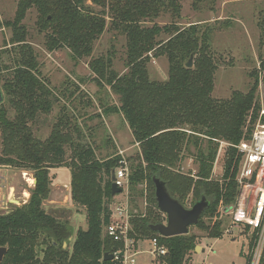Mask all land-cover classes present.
<instances>
[{
    "label": "trees",
    "instance_id": "trees-1",
    "mask_svg": "<svg viewBox=\"0 0 264 264\" xmlns=\"http://www.w3.org/2000/svg\"><path fill=\"white\" fill-rule=\"evenodd\" d=\"M216 1L193 0L192 4L197 10L213 9ZM32 4L46 14L39 25L51 30L49 49L68 47L75 59L91 55L95 41L106 29L105 15L96 13L92 5L104 7V11L108 8L113 28L127 36L130 69L127 74L118 75L112 69L111 55L90 64L97 77L105 79L120 96L121 105L111 112L124 114L141 145L142 158L131 163L129 183L133 187L147 179L154 185L153 178L158 177L182 204L192 192V206L206 196L210 205L196 225L208 228L210 237L222 236L219 216L238 194L236 177L241 155L235 145L251 135L259 117L261 104L256 93L264 79V62L261 72L251 73L255 80L247 92L235 90L229 98L217 99L213 91L218 64L211 47V28L201 24L184 28L174 23L162 28L143 24L162 13L179 16L180 0H21L15 21L7 22L14 25L15 34L4 44L6 51L9 46L15 51L14 67L4 68L10 72L4 75V89L16 115L10 118L6 107L0 105L4 143L0 165L33 171L36 185L27 203L0 214V246L8 248L1 264H120L115 259L104 260V254L124 248L123 242L114 241L105 232L112 216L113 173L123 158H99L92 146L81 143L67 158L62 135L56 132L43 143L29 126V120L52 107V92L40 76L37 54L27 43L25 31H18ZM162 32L173 36L159 41L157 37ZM155 51L169 60V77L164 82L148 77L147 54ZM191 56L195 60L189 68L186 64ZM213 139L231 143L220 180L211 177L220 145ZM191 146L196 149L198 162L196 179L174 171L183 159V150ZM62 165L71 169L72 200L85 209L88 220L87 228H79L72 242L68 218L47 211L43 205L51 192L50 169ZM205 217L208 225L203 221ZM165 221L159 214L134 217L129 236L136 243L142 238H158L167 248L166 254L159 257L162 264H190L200 236L189 232L164 237L150 228L151 224ZM246 258L245 264H249L250 259Z\"/></svg>",
    "mask_w": 264,
    "mask_h": 264
},
{
    "label": "rangeland",
    "instance_id": "rangeland-1",
    "mask_svg": "<svg viewBox=\"0 0 264 264\" xmlns=\"http://www.w3.org/2000/svg\"><path fill=\"white\" fill-rule=\"evenodd\" d=\"M20 2L21 0H0V88L4 94L2 104L6 107L10 118L15 117L16 109L10 105L8 94L4 89V75L10 73L4 71V68L5 66H10L11 69L14 67L15 51L10 46L9 51H6L4 44L10 42L15 34L14 25L7 22L15 21ZM180 2L182 7L179 16L169 12L162 13L155 19L144 21L143 24L147 27L156 24L159 28L170 26L172 23L180 28L191 24H201L211 28V47L218 64L213 96L217 99H226L235 90L247 92L255 80L251 73L254 70L261 72L264 62V0H217L213 9L205 7L198 10L193 7V0H180ZM92 8L96 13L105 15L106 29L95 41L92 54L80 59H75L68 47L49 49L48 33H51V30L46 31L39 25L46 14L41 12L36 4L27 8L19 24L23 28L18 31L21 34L25 31L27 43L37 54L40 76L46 83L48 82L52 92L50 111H40L36 119L29 120V126L35 137L41 139L43 143L53 138L56 132V135H62L66 139L63 146L66 148L67 158H70L72 149L77 143L92 146L99 158L120 155L124 162L119 163L117 168L126 167L130 176L131 163L133 160L139 161L142 158L141 145L136 142L124 114L111 112L121 105L120 96L112 90L105 79L97 77L90 64L92 60L111 55L112 69L118 75L127 74L130 69L127 64V36L113 28L108 8L105 11L104 7L98 5H92ZM172 36L173 34L162 32L157 40L167 41ZM157 54L158 51L147 54L148 77L150 80L164 82L169 77V60L166 55ZM256 95L263 108L264 79L260 80ZM201 137L206 140L204 135ZM213 140L220 145L211 177L220 180L225 167L226 150L231 143L226 140ZM3 147V129L0 128V154L4 153ZM195 150L194 146H191L189 150L184 149L183 159L174 171L182 176L196 179L198 162ZM2 172L7 174V181L1 178L0 185H14L16 197L22 194L23 189H27L31 198L36 185V176L33 171L8 166V169ZM24 176L34 178L35 183L27 182ZM50 176L52 183L48 198H51L53 202L45 201L44 208L47 211H56L59 217L68 218L72 228V241H74L77 230L87 228L88 220L85 209L71 200V169L63 165L52 167ZM16 197L9 194V188L5 187L0 196L3 198L0 203V213L18 205L14 199L8 201V198ZM155 198L154 185L145 179L133 187L131 184L128 185L120 194H117L113 199L111 210L117 203H128L132 213L131 219L159 214L165 221L166 214L159 210ZM192 199L193 193L190 192L188 198L183 200V205L192 207ZM219 220L222 221L221 233L224 232L218 238L210 237L208 228H203L201 225L190 227V233L200 236L198 244L200 248L191 253L190 264L246 263V256L250 249L249 235L239 228L234 229V235L226 233L229 216L223 213V210ZM203 221L206 225L209 224L207 217ZM130 226H132L131 220ZM152 250L151 240L142 238L136 243V248L134 247L131 253H136L137 264H162V259L156 258Z\"/></svg>",
    "mask_w": 264,
    "mask_h": 264
},
{
    "label": "built area",
    "instance_id": "built-area-1",
    "mask_svg": "<svg viewBox=\"0 0 264 264\" xmlns=\"http://www.w3.org/2000/svg\"><path fill=\"white\" fill-rule=\"evenodd\" d=\"M260 113L251 135L235 145L241 155L236 177L238 194L234 203L223 209V213L229 216L225 232L234 235V229L239 228L249 235L250 249L247 255L250 259L249 264H264V107ZM123 162L124 160L121 161ZM114 175L116 185L122 188V191L127 188L128 169L119 166L115 169ZM27 180L35 183L34 178ZM131 217L129 204L117 203L112 209L111 221L105 227L108 236L124 244L123 249L114 252V259L120 264H137L136 253H131V250L136 248V242L129 236ZM150 240L153 245L152 253L156 258L164 256L167 252L166 246L160 244L156 237ZM121 252L124 253L123 256H120Z\"/></svg>",
    "mask_w": 264,
    "mask_h": 264
},
{
    "label": "water",
    "instance_id": "water-1",
    "mask_svg": "<svg viewBox=\"0 0 264 264\" xmlns=\"http://www.w3.org/2000/svg\"><path fill=\"white\" fill-rule=\"evenodd\" d=\"M193 59L194 56H191L186 64L187 67H193ZM3 102L4 94L3 90L0 88V105ZM114 180L115 175L113 173V197L122 192V188L118 187ZM153 183L155 186L157 206L160 211L166 214V221L162 223L151 224L150 228L164 237L188 234L190 227L198 224L204 211L209 207L210 201L208 200V198H206V196H202L198 201L194 203L192 207L188 208L170 194L166 183L163 180L158 177H154ZM9 212L10 210L0 214ZM70 241L72 242V237L70 238ZM67 247L68 242L65 243V248ZM199 248L200 246L198 245L196 250H198ZM7 251L8 248L6 246H0V264L3 262L4 256L6 255ZM123 255L124 253L121 252L120 256ZM114 258V253L107 252L104 254V260H113Z\"/></svg>",
    "mask_w": 264,
    "mask_h": 264
},
{
    "label": "crops",
    "instance_id": "crops-1",
    "mask_svg": "<svg viewBox=\"0 0 264 264\" xmlns=\"http://www.w3.org/2000/svg\"><path fill=\"white\" fill-rule=\"evenodd\" d=\"M5 169H8V166L7 165H3V166H0V180H1V178H4V180H5V182L7 181V174H2L3 172L2 171H4ZM24 173V172H23ZM22 173V174H23ZM26 179H28L26 176H24ZM27 182H28V180H27ZM9 188V194L11 193V194H13L14 195V197H16L15 196V192H16V187L14 186V185H8L7 186V184H1L0 185V196H2V193L4 192V188ZM14 199V201L16 200V202L18 203V205H22V204H25V203H27L28 201H29V191L27 190V189H23V191H22V194L19 196V197H16V198H8V201H11V200H13ZM49 200H51V198H48L47 200H45V201H49ZM71 200H72V198H71ZM3 201V198H0V203ZM52 202H53V200H51ZM56 203V202H55ZM44 205H45V202H44Z\"/></svg>",
    "mask_w": 264,
    "mask_h": 264
}]
</instances>
